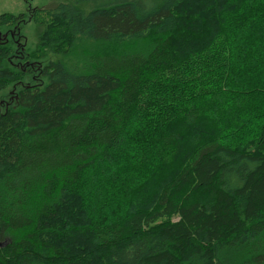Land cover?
I'll use <instances>...</instances> for the list:
<instances>
[{
  "label": "trees",
  "instance_id": "1",
  "mask_svg": "<svg viewBox=\"0 0 264 264\" xmlns=\"http://www.w3.org/2000/svg\"><path fill=\"white\" fill-rule=\"evenodd\" d=\"M73 1L0 16V264H264V0Z\"/></svg>",
  "mask_w": 264,
  "mask_h": 264
},
{
  "label": "rangeland",
  "instance_id": "2",
  "mask_svg": "<svg viewBox=\"0 0 264 264\" xmlns=\"http://www.w3.org/2000/svg\"><path fill=\"white\" fill-rule=\"evenodd\" d=\"M73 0H0V16L4 14L26 15V21L31 17L36 9H51L59 4L73 3ZM97 3L86 5L88 8L96 6ZM16 31V30H15ZM18 33L12 32V38L18 39V44H26V47L33 49L37 44L38 28L30 21L23 22L19 25ZM9 33H5L4 29H0V39H8ZM23 42V43H22ZM12 43V42H11ZM19 45V46H20ZM22 86H17V88ZM16 88V89H17ZM14 86L0 94V112L6 110V106L13 103L16 90Z\"/></svg>",
  "mask_w": 264,
  "mask_h": 264
}]
</instances>
